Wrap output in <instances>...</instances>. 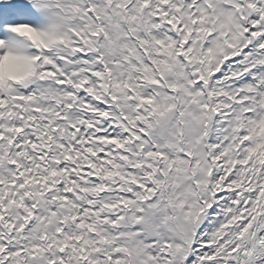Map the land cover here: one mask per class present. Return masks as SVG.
<instances>
[{
  "label": "snow or ice",
  "instance_id": "snow-or-ice-1",
  "mask_svg": "<svg viewBox=\"0 0 264 264\" xmlns=\"http://www.w3.org/2000/svg\"><path fill=\"white\" fill-rule=\"evenodd\" d=\"M0 264H264V0H0Z\"/></svg>",
  "mask_w": 264,
  "mask_h": 264
}]
</instances>
